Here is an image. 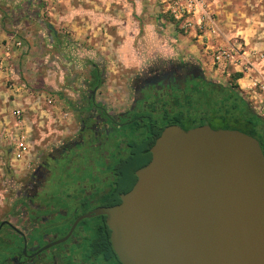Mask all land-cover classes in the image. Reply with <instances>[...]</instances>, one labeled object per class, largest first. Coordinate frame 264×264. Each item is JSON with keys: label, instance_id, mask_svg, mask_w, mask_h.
<instances>
[{"label": "rangeland", "instance_id": "374dc122", "mask_svg": "<svg viewBox=\"0 0 264 264\" xmlns=\"http://www.w3.org/2000/svg\"><path fill=\"white\" fill-rule=\"evenodd\" d=\"M21 1L0 0V33H10L12 29L15 40L21 41L20 48L24 49L19 71L21 83L27 85L26 90L16 92L18 99L14 98L5 78L0 76V222H11V204L19 198L21 183L32 172L39 156L74 136L75 110L86 103L99 79L97 97L112 111L131 103V91L138 84L139 74L161 72L177 62L198 64L211 81L234 86L237 83L232 80L236 74L233 66L228 63L220 71L214 52L217 48L230 51L241 49L246 43L264 41V0H206L210 17V21L205 20L206 27L214 21L210 26L216 31V39L209 40L201 37L204 31L182 29L169 15L161 13L157 3L129 0L128 6L117 4L111 10L122 19L119 26L111 22L100 24L90 14L88 19L95 28L101 26L102 31L95 37L91 33V41L85 45L76 43L67 27L57 37L48 28L51 24L58 30L56 0L47 4L41 0L39 14L43 24L22 19L12 26L9 17ZM99 2L103 4V0ZM146 25L152 28L145 30ZM121 26L122 33L118 30ZM213 40L216 47L208 49L207 43ZM7 43L0 39V45ZM172 48H177V55ZM26 56L27 63L23 61ZM206 61L208 65L204 64ZM245 100L248 101L247 96ZM17 109L22 110L20 117L13 113ZM21 135L28 138L31 152L19 161L14 159L13 151L14 141ZM10 234L7 228L0 231V258L10 254L11 247H6Z\"/></svg>", "mask_w": 264, "mask_h": 264}, {"label": "flooded vegetation", "instance_id": "af4514ba", "mask_svg": "<svg viewBox=\"0 0 264 264\" xmlns=\"http://www.w3.org/2000/svg\"><path fill=\"white\" fill-rule=\"evenodd\" d=\"M164 69L139 74L131 103L115 111L98 99V80L75 110L74 136L39 156L11 204V222H0V231H11L10 254L0 264H122L106 216L83 217L121 204L137 182V171L151 161L150 143L161 126L213 128L207 121L185 127L213 84L227 87L211 81L195 63ZM180 111L181 125L173 124Z\"/></svg>", "mask_w": 264, "mask_h": 264}, {"label": "water", "instance_id": "95a60500", "mask_svg": "<svg viewBox=\"0 0 264 264\" xmlns=\"http://www.w3.org/2000/svg\"><path fill=\"white\" fill-rule=\"evenodd\" d=\"M151 153L120 205L83 217L106 216L122 264H264L257 138L208 124L171 125Z\"/></svg>", "mask_w": 264, "mask_h": 264}, {"label": "crops", "instance_id": "0c3cea01", "mask_svg": "<svg viewBox=\"0 0 264 264\" xmlns=\"http://www.w3.org/2000/svg\"><path fill=\"white\" fill-rule=\"evenodd\" d=\"M44 1L45 4H47L49 0ZM138 1L139 0H136V2ZM204 1L207 7L208 5L206 3V0ZM129 2V0H103V4H101L99 0H56L54 11L58 23V30H55L56 35H58V33L64 32L66 29L65 27H67L68 31L72 32V35L75 38L74 41H77L76 43H78L79 45H85L87 42L91 41V38H89L91 33L94 35L93 37H95L100 33V31H102V28H100L101 26L95 28L93 26L94 24L91 23V20L88 19L91 13L96 17L92 19H97L100 24H103L104 22H111V24L114 23V25L119 26L123 23V21L120 16L111 13V10L117 4L128 6V4H130ZM96 8L100 10L98 11ZM138 22L139 21H137V24ZM211 23H214V21H212ZM210 24V28L204 26L202 31L205 32V35L201 37H208V40L210 39L209 37H215L216 39L215 27H211ZM19 27H21V24L19 25ZM150 27L152 28V26L146 25L145 30L150 29ZM59 28L63 30H60ZM137 28H140V26L138 25ZM191 29L195 31L199 30L195 25H193ZM104 30H106V28H104ZM118 30L121 31L120 33H122L124 29L121 26ZM15 37L16 35L12 32V29L10 33H6L4 30L0 33V39H5L8 42L6 46L4 44H1L3 48L2 51H0V76L5 78L6 82L8 83V91L11 93V95H13L14 98L18 99V94L16 92L18 91L19 93V91L21 90H26L27 85L25 83H21V74L19 71L20 61H22V59L20 58V53H22L24 48H20L22 46V43L21 41H16ZM215 44L216 40H213L210 43H207V48L214 49L216 47ZM176 49L177 48L171 49L174 55H177ZM217 50L220 49L217 48ZM263 50L264 41L256 44L246 43L244 44V47H242L241 45V49L238 52L235 51V53H233L231 57H226L227 59L225 58L224 61H222L221 59L220 62H217L220 71L223 66L228 65V63H230L233 66L232 68L234 69V73L241 74V77L236 80V83L239 87L240 93L242 94V96H244V98L248 96L250 85L259 77L257 69H260L264 64L260 60L256 59L254 53H262ZM216 55L217 53L214 52V56ZM246 60L249 61L255 67L253 69H250L249 71H245L243 63H245ZM23 61L27 63L28 56H26ZM204 64L208 65V62L206 61ZM17 99L14 100L15 104H17Z\"/></svg>", "mask_w": 264, "mask_h": 264}, {"label": "trees", "instance_id": "16d2710c", "mask_svg": "<svg viewBox=\"0 0 264 264\" xmlns=\"http://www.w3.org/2000/svg\"><path fill=\"white\" fill-rule=\"evenodd\" d=\"M43 7L41 0H23L17 8H13L12 14L9 17L11 25L15 26L22 19H27L33 22H39L40 9ZM54 32V30H53ZM55 34V33H54ZM55 37H57L55 35ZM241 77V74H234L232 80L236 82ZM212 85V90L207 91L202 95L203 104H198L197 113L189 115L188 129L194 124H203L209 122L214 129H233L240 130L254 138H257L261 144L264 153V120L258 112L252 108L251 104L240 95V90L237 84L229 87ZM180 118V119H179ZM184 118L182 111L176 115V120L173 124L181 125V119ZM163 130L161 126L157 134L153 137L151 144H154L155 138L158 137ZM149 161V159L147 160ZM147 161L142 164H146Z\"/></svg>", "mask_w": 264, "mask_h": 264}, {"label": "built area", "instance_id": "2783aa9c", "mask_svg": "<svg viewBox=\"0 0 264 264\" xmlns=\"http://www.w3.org/2000/svg\"><path fill=\"white\" fill-rule=\"evenodd\" d=\"M159 4L162 14L169 15L174 19L182 29H191L195 25L200 31L206 26V18L210 17L206 10V4L204 0H148ZM238 48H232L230 51L217 50L215 60L220 62L227 57H231L235 51H239ZM256 59L264 63V53L255 52ZM250 57V56H247ZM252 57V56H251ZM226 58V59H227ZM237 61V60H235ZM240 62V61H239ZM245 71L253 69V66L246 60L243 63ZM259 73L258 79H256L249 87V93L247 96L248 101L254 106L256 111L264 120V64L260 69H257ZM244 72V71H243ZM51 102L49 101V104ZM21 109L15 110L13 113L20 117ZM28 138L25 135L18 136L14 141V159L22 160L31 152V145L28 143Z\"/></svg>", "mask_w": 264, "mask_h": 264}]
</instances>
